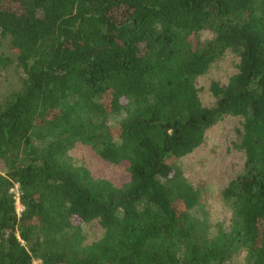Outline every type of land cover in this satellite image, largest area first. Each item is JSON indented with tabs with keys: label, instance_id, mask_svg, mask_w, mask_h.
Segmentation results:
<instances>
[{
	"label": "trees",
	"instance_id": "1",
	"mask_svg": "<svg viewBox=\"0 0 264 264\" xmlns=\"http://www.w3.org/2000/svg\"><path fill=\"white\" fill-rule=\"evenodd\" d=\"M226 51L237 73L204 106L194 80ZM12 64L0 264H264V0H0V76ZM228 114L242 117L245 162L222 191L225 226L200 216L172 162ZM76 143L129 181L95 178L69 157Z\"/></svg>",
	"mask_w": 264,
	"mask_h": 264
},
{
	"label": "rangeland",
	"instance_id": "2",
	"mask_svg": "<svg viewBox=\"0 0 264 264\" xmlns=\"http://www.w3.org/2000/svg\"><path fill=\"white\" fill-rule=\"evenodd\" d=\"M209 33L200 31V39L208 37ZM5 52L8 49L2 48ZM239 58L231 51L214 62L209 69L194 80L198 89L199 98L204 106H211L214 97L210 92L212 82L224 86L229 78L237 73ZM20 71L9 66L0 76V101L20 84ZM116 119H109L113 125ZM242 117L225 115L206 132L202 144L191 154L181 157L175 164L179 165L182 175L200 192L198 211L201 217H205L210 224L220 222L228 226L231 216V207L222 197V191L230 180L235 178L244 167L245 151L240 146V133ZM69 157L77 163H84L95 178H103L119 185L127 183L129 173L122 166L113 165L102 160L91 147L76 143L69 151ZM16 195V189H14ZM17 197V196H16ZM18 199V198H17ZM17 212L22 206L16 200ZM86 235L85 242H91L101 235L100 225L94 221L83 226ZM243 255V252L241 253ZM240 256L236 261L241 260ZM39 264V261H34Z\"/></svg>",
	"mask_w": 264,
	"mask_h": 264
},
{
	"label": "built area",
	"instance_id": "3",
	"mask_svg": "<svg viewBox=\"0 0 264 264\" xmlns=\"http://www.w3.org/2000/svg\"><path fill=\"white\" fill-rule=\"evenodd\" d=\"M18 200V199H17Z\"/></svg>",
	"mask_w": 264,
	"mask_h": 264
}]
</instances>
